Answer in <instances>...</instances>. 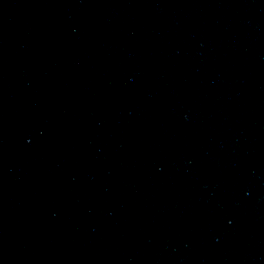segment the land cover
<instances>
[{
  "label": "water",
  "instance_id": "water-1",
  "mask_svg": "<svg viewBox=\"0 0 264 264\" xmlns=\"http://www.w3.org/2000/svg\"><path fill=\"white\" fill-rule=\"evenodd\" d=\"M0 264H264V0H0Z\"/></svg>",
  "mask_w": 264,
  "mask_h": 264
}]
</instances>
